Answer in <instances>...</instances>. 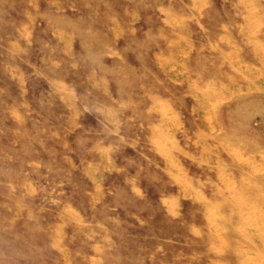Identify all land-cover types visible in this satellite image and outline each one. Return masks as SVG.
Wrapping results in <instances>:
<instances>
[{"label": "rangeland", "instance_id": "obj_1", "mask_svg": "<svg viewBox=\"0 0 264 264\" xmlns=\"http://www.w3.org/2000/svg\"><path fill=\"white\" fill-rule=\"evenodd\" d=\"M90 263L264 264V0H0V264Z\"/></svg>", "mask_w": 264, "mask_h": 264}, {"label": "bare ground", "instance_id": "obj_2", "mask_svg": "<svg viewBox=\"0 0 264 264\" xmlns=\"http://www.w3.org/2000/svg\"><path fill=\"white\" fill-rule=\"evenodd\" d=\"M168 16V15H167ZM244 16V15H243ZM256 23L254 22H248L247 24H246V27H245V34H246V38L247 39H249V40H251L252 39V37L254 36V32H255V26L257 25H255ZM257 29V28H256ZM254 30V31H253ZM254 33V34H253ZM257 35V34H256ZM255 35V36H256ZM69 38H67V40H68ZM242 39V38H241ZM60 40V39H59ZM66 40V41H67ZM72 40V39H71ZM61 41V40H60ZM65 41V42H66ZM64 42V39H63V43H65ZM247 42V41H246ZM249 42V41H248ZM260 43V42H259ZM259 43H257V44H255V47L258 49V50H261V47L262 46H260L259 47ZM65 44H67V42L65 43ZM169 44V43H168ZM248 45H249V43H247ZM261 44H263L262 42H261ZM71 45V44H70ZM67 46H65V48H66ZM250 48V47H249ZM70 49V48H69ZM72 51V50H71ZM254 51V50H253ZM248 52V51H247ZM177 53V52H176ZM155 54V53H154ZM257 56V55H256ZM260 56V55H259ZM239 57H241V56H239ZM238 57V58H239ZM243 61V60H242ZM245 65H246V62H245ZM252 65V64H251ZM223 66V65H222ZM63 69V68H62ZM70 69V68H69ZM66 70V69H65ZM235 70V69H234ZM247 72V74L249 75V76H251V79H252V77H254L256 74H260L259 73V71H246ZM176 73L172 70V68L171 69H169V75H170V77H172V78H176V79H179L180 77H181V73H178L177 75H175ZM93 78V77H92ZM92 78H89V79H92ZM169 79V78H168ZM171 79V78H170ZM246 80V79H245ZM93 81V80H92ZM231 81V80H230ZM251 84H253L251 81H246V82H239V83H233V84H231V85H229V87L230 88H228V89H230L229 90V92H231L232 94H233V96H238V95H240V94H249V86L251 85ZM156 85H158V84H156ZM158 87V86H157ZM196 89V88H195ZM221 93V92H220ZM69 94V93H68ZM215 94L213 93V96H214ZM217 95H218V92H217ZM224 95L226 96V93H224ZM223 95V96H224ZM220 96H222V95H220ZM222 96V97H223ZM225 96L223 97L224 99H225ZM215 97H217V96H215ZM219 97V96H218ZM222 97H220L221 99H222ZM68 98V97H67ZM70 98V97H69ZM219 99V98H218ZM220 100V99H219ZM227 100H228V98H227ZM158 101V100H157ZM64 102V101H63ZM159 103V102H158ZM71 104V103H70ZM155 104V103H154ZM67 105H68V103H67ZM160 105V104H159ZM156 106H158V104L156 105ZM73 108V107H72ZM194 108V107H193ZM74 112H75V110H74ZM75 114V113H74ZM74 116V115H73ZM162 122V121H161ZM114 129H116L117 130V128H114ZM159 129V128H158ZM137 130V129H136ZM154 131H155V129H154ZM138 132V131H137ZM156 132V131H155ZM130 133V132H129ZM153 134V133H152ZM204 134V133H203ZM156 136H157V134H156ZM154 137V136H153ZM155 138V137H154ZM153 138V139H154ZM165 138V137H164ZM151 141V140H150ZM155 145V144H154ZM241 145V144H240ZM114 148H116V147H114ZM156 150V149H155ZM183 151V150H182ZM185 153V152H184ZM190 154V153H189ZM126 156V155H125ZM129 156V155H128ZM189 157H190V155H189ZM123 158V157H122ZM191 158V157H190ZM179 161V160H178ZM132 162V161H131ZM166 162V161H165ZM135 164V163H134ZM140 167V166H139ZM180 167V166H179ZM140 169V168H139ZM145 170V169H144ZM137 171V170H136ZM125 172H126V170H125ZM127 174V173H126ZM140 174V173H139ZM138 174V175H139ZM175 174V173H174ZM153 175H155V174H153ZM185 175H186V173H185ZM148 176V175H147ZM156 177H157V175H156ZM185 178V177H184ZM189 179V178H188ZM160 180V179H159ZM176 180H177V178H176ZM191 180V179H190ZM144 181V180H143ZM184 181H186V178H185V180ZM192 181V180H191ZM115 182H116V180H115ZM146 182V181H145ZM190 182V181H189ZM188 182V183H189ZM154 183V182H153ZM160 183V182H159ZM164 183H166V182H164ZM167 184V183H166ZM190 184V183H189ZM132 185H133V183H132ZM154 185V184H153ZM198 185H200V184H198ZM155 186V185H154ZM163 187H164V185H162ZM166 187V186H165ZM123 188V187H122ZM134 187H132V189H133ZM147 188V187H146ZM135 190V189H134ZM115 192V191H114ZM138 191L136 190V193H137ZM218 192V191H217ZM139 193V192H138ZM116 196V195H115ZM111 199H112V197H110ZM139 198H141V197H139ZM109 199V198H108ZM133 199V198H132ZM135 200V199H134ZM165 200V199H164ZM163 201V200H162ZM173 201V200H172ZM222 201V200H221ZM223 201H224V199H223ZM226 201V200H225ZM149 202H150V200H149ZM164 202V201H163ZM108 203V202H107ZM173 203V202H172ZM171 203V204H172ZM152 204V203H151ZM221 204V203H220ZM222 204H223V202H222ZM234 204V203H233ZM141 205H143V204H141ZM163 205V204H162ZM165 205V204H164ZM171 206V205H170ZM215 206V205H214ZM222 207H223V205H222ZM116 208V207H115ZM167 208H169V207H167ZM166 208V209H167ZM220 208V207H219ZM235 208V207H234ZM150 209V208H149ZM213 209H214V207H213ZM222 209V208H221ZM220 209V210H221ZM232 209V208H231ZM241 209V208H240ZM134 210V209H133ZM160 210V209H159ZM63 211H64V209H63ZM86 211V210H85ZM135 211V210H134ZM167 211V210H166ZM205 211V210H204ZM215 211V210H214ZM125 212V211H124ZM131 212V211H130ZM141 212H144V211H141ZM151 212V211H150ZM149 212V213H150ZM169 212V211H168ZM216 212V211H215ZM232 212V211H231ZM64 213H65V211H64ZM103 213V212H102ZM138 213V212H137ZM148 213V212H147ZM172 213V212H171ZM141 214V213H140ZM170 214V213H169ZM171 215V214H170ZM215 215H217V214H215ZM230 215V214H229ZM69 216H70V214H69ZM72 216V215H71ZM70 216V217H71ZM173 216V215H172ZM206 216V215H205ZM214 217V216H213ZM217 217H219L220 218V216H217ZM232 217V216H231ZM174 218H175V216H174ZM207 218V217H206ZM218 218V219H219ZM205 219V218H204ZM209 219V218H208ZM224 219V218H223ZM215 220H217V219H215ZM228 220V219H227ZM134 222V221H133ZM222 222V221H221ZM228 222V221H227ZM231 222V221H230ZM139 223H140V221H139ZM214 223V222H213ZM224 223H225V221H224ZM238 223V222H237ZM78 224V223H77ZM82 224V223H81ZM223 224V223H222ZM227 224V223H226ZM237 225V224H236ZM118 226H120V225H118ZM224 226V225H223ZM240 226V224L237 226V227H239ZM140 227V226H139ZM194 227H195V225H194ZM231 228H232V226H230ZM105 228V227H104ZM193 228V227H192ZM226 228V227H225ZM234 228V227H233ZM122 229V228H121ZM167 229H168V227H167ZM170 229V228H169ZM195 230H196V228H194ZM129 230V229H128ZM140 230V229H139ZM176 230V229H175ZM190 230V229H189ZM228 230V229H227ZM231 230V229H230ZM165 231V230H164ZM224 231V230H223ZM170 232V231H169ZM166 233H168V232H166ZM190 233H191V230H190ZM170 234V233H169ZM123 235V234H122ZM172 235V234H171ZM210 235V234H209ZM134 236V235H133ZM200 236V235H199ZM241 236V235H240ZM245 236V235H244ZM124 237V236H123ZM160 237V236H159ZM168 237V236H167ZM125 238V237H124ZM169 238V237H168ZM232 238V237H231ZM240 238H243V235H242V237H240ZM120 239V238H119ZM149 239V238H148ZM167 239V238H166ZM89 240V239H88ZM107 240V239H106ZM122 240V239H121ZM178 240H179V238H178ZM177 240V241H178ZM231 240V239H230ZM232 240H233V238H232ZM242 240V239H241ZM119 241V240H118ZM235 241V240H234ZM239 241H240V239H239ZM169 242V241H168ZM165 243V242H164ZM237 243V242H236ZM114 244V243H113ZM259 245V244H258ZM120 246V245H119ZM122 246V245H121ZM167 246V245H166ZM172 246V245H171ZM170 247V246H169ZM177 247H179V246H177ZM94 248H95V246H94ZM127 249V248H126ZM252 250V249H251ZM82 251H83V248H82ZM131 251V250H130ZM102 252V251H101ZM132 252V251H131ZM136 252V251H135ZM212 252V251H211ZM98 253V252H97ZM104 253V252H103ZM102 253V254H103ZM216 255V254H215ZM214 255V256H215ZM216 256H219V255H216ZM138 257V256H137ZM100 259V258H99ZM250 259V258H249ZM252 261V260H251ZM101 262V261H100ZM99 262V263H100ZM91 264V263H90ZM92 264H94V263H92ZM142 264V263H141Z\"/></svg>", "mask_w": 264, "mask_h": 264}]
</instances>
